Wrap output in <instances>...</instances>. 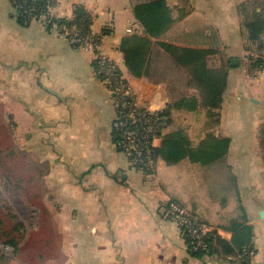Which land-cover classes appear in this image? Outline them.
<instances>
[{
    "label": "crops",
    "instance_id": "obj_1",
    "mask_svg": "<svg viewBox=\"0 0 264 264\" xmlns=\"http://www.w3.org/2000/svg\"><path fill=\"white\" fill-rule=\"evenodd\" d=\"M151 1L55 0L57 17H72L76 5L90 14L100 38L90 49L23 23L11 1L0 0V113L11 117L15 145L47 167L67 240L60 264H233L229 256L244 243L254 248L253 263L264 264V65L255 63L264 59V0H162L167 20L156 35L134 11ZM181 48L196 58L182 64L173 54ZM133 51L139 76L126 63ZM98 52L116 62L144 105L167 115L155 147L166 154L164 143L182 145L174 161L159 154L151 176L114 145L116 103L94 75ZM200 65L224 78L216 107L193 78ZM170 200L215 227L233 252H190L162 210Z\"/></svg>",
    "mask_w": 264,
    "mask_h": 264
},
{
    "label": "built area",
    "instance_id": "obj_2",
    "mask_svg": "<svg viewBox=\"0 0 264 264\" xmlns=\"http://www.w3.org/2000/svg\"><path fill=\"white\" fill-rule=\"evenodd\" d=\"M10 1L14 14L25 24L37 21L66 36L75 47L95 49L99 44L100 38L91 31L90 25L71 22V17H57L53 14L55 0H46L45 4H40L38 0ZM93 63L94 75L115 98V147L126 155L131 168L143 174L153 173L158 159L154 141L160 137L165 127L163 116L159 110L140 103L135 90L124 79L112 58L98 52ZM164 215L178 227L190 252L208 251L207 239L217 233L210 226L172 200L167 203ZM253 257L254 248L243 249L234 256H229L233 264H254Z\"/></svg>",
    "mask_w": 264,
    "mask_h": 264
},
{
    "label": "rangeland",
    "instance_id": "obj_3",
    "mask_svg": "<svg viewBox=\"0 0 264 264\" xmlns=\"http://www.w3.org/2000/svg\"><path fill=\"white\" fill-rule=\"evenodd\" d=\"M261 60H255L257 67L264 65V59ZM259 84L264 87V82L260 81ZM187 92L192 91L188 89ZM137 99L142 103L138 94ZM159 112L165 123L163 134L168 119L164 112ZM185 119L192 121V116ZM210 119L214 123L216 115ZM208 132L212 138L214 131ZM15 144L11 117L0 113V264L63 263L67 257L61 254L67 240L61 235L62 226L56 223L58 210L55 203L59 201L57 195L51 192L50 179L44 176L47 167L35 163L27 147L20 149ZM167 203L163 205V211ZM211 228L216 230L215 227ZM11 238L17 240L16 249L5 242Z\"/></svg>",
    "mask_w": 264,
    "mask_h": 264
},
{
    "label": "trees",
    "instance_id": "obj_4",
    "mask_svg": "<svg viewBox=\"0 0 264 264\" xmlns=\"http://www.w3.org/2000/svg\"><path fill=\"white\" fill-rule=\"evenodd\" d=\"M40 4H45L46 0H38ZM134 11L138 19L141 21V23L146 28V31H148L149 34L156 35L157 31L159 29H164L166 24V9L164 6V2L162 0H154L151 2L141 3L134 7ZM90 14L87 12V10L81 6L76 5L74 8V14L73 17H71V22H77L79 24H83L85 26L90 25ZM174 57L183 63H187L186 60H188V63H191L192 59H195L197 56V52L193 51L192 49L187 48H181L177 51H174ZM139 53L133 51L132 54H129L126 58V63L130 71L136 75H140V68L142 67L141 63L138 60ZM262 61L261 59L256 60V62ZM255 62V63H256ZM189 66V65H186ZM192 68V66H191ZM208 69H205L204 66L200 65L199 67H195L194 70H192L193 78L195 79L198 87L203 91L205 94L204 96V102L206 105H209L211 107H216L221 102V93L224 88V78L221 77L217 73L210 74ZM190 105L192 104V99H189ZM162 134L160 135L161 138ZM261 136L262 139H264V122L263 126L261 128ZM164 145L167 146V153L164 154L163 152V146L160 148L155 147V151L157 153V156L159 154L164 155L169 161H174V159L180 157L182 155L181 149L182 145H178L175 142H166ZM215 146V145H214ZM217 146V145H216ZM213 147L214 153H216L217 149ZM1 223V221H0ZM0 238L1 234H0ZM209 243V249L207 252H215L220 247L222 250L226 253L233 252V246L230 242L222 239L219 237V235L216 233V235H212L207 239ZM7 244L11 245L14 249H16L17 246V240L15 238L8 239L5 241ZM252 248L250 244L244 243L241 246H239L237 252ZM236 252V253H237ZM194 253V252H192ZM196 254H201L204 252H195ZM235 253V254H236Z\"/></svg>",
    "mask_w": 264,
    "mask_h": 264
},
{
    "label": "water",
    "instance_id": "obj_5",
    "mask_svg": "<svg viewBox=\"0 0 264 264\" xmlns=\"http://www.w3.org/2000/svg\"><path fill=\"white\" fill-rule=\"evenodd\" d=\"M231 62L234 63L235 60L232 59ZM259 216H260V218H264V209L260 210V212H259Z\"/></svg>",
    "mask_w": 264,
    "mask_h": 264
}]
</instances>
